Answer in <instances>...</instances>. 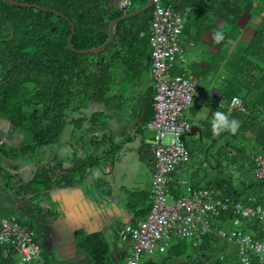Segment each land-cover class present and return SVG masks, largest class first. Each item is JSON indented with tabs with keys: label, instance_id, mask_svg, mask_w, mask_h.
<instances>
[{
	"label": "trees",
	"instance_id": "1",
	"mask_svg": "<svg viewBox=\"0 0 264 264\" xmlns=\"http://www.w3.org/2000/svg\"><path fill=\"white\" fill-rule=\"evenodd\" d=\"M15 1L58 13L21 8L0 0V120L22 136L14 144L0 141V217H15L22 226L33 230L32 225L19 221L16 202L27 212L29 201L26 207L24 203L28 195L39 199L40 194L50 190L72 186L77 183L75 177L80 170L78 165L64 170L58 162H43L42 151L57 148L66 128L72 130L73 137L79 131L84 132V137L93 135L96 130L92 125L95 118L89 112L91 107L119 102L126 93L122 83L128 86L135 83L139 74L147 70L145 67H151L149 41L154 8L117 24L114 40L104 52L79 54L67 44L71 24L75 28L72 47L93 50L108 41L113 21L145 7L148 0H132L134 6L127 14L117 9L115 0ZM162 1L185 16L181 35L188 33L196 41L210 38L209 47L216 57L225 60L226 82L218 99L237 96L246 108L245 113L213 110L203 128H198L201 138L194 142L183 140L190 159L172 175L170 191L176 197L187 195L179 185L184 180L193 192L212 188L223 199L264 206V181L254 175L256 158L264 155V0ZM217 33H222L224 39L217 42ZM234 51L239 53L233 54ZM230 54L232 59L227 61ZM171 75L187 78V71L181 68ZM217 112L239 121L235 133L229 130L213 135L212 123ZM149 151L153 155L152 148ZM152 157L147 162L154 170ZM28 161L33 162L31 167L25 166L23 170L22 166L19 173L14 171L15 165ZM91 162L83 161L81 166ZM9 193H13L15 202L12 196L7 197ZM37 201L31 199L30 203ZM38 209L40 214L41 207ZM149 211L146 208L142 220ZM234 219L232 212L222 214L212 221V230L196 245L190 240L174 239L165 252L159 253L160 263L152 257L145 264H166L169 260H186L187 264H241L236 246L218 235L219 230L233 229ZM240 221L243 233L264 240V220ZM77 249L82 252L77 256V260L83 259L82 264H114L109 259L110 244L101 234H78ZM17 263L16 252L0 246V264ZM251 264L264 262L255 257Z\"/></svg>",
	"mask_w": 264,
	"mask_h": 264
},
{
	"label": "crops",
	"instance_id": "2",
	"mask_svg": "<svg viewBox=\"0 0 264 264\" xmlns=\"http://www.w3.org/2000/svg\"><path fill=\"white\" fill-rule=\"evenodd\" d=\"M182 36L185 62L175 63L171 73L184 68L189 80L197 85L196 81L203 79L201 81L206 89V92H198L193 96L192 108L186 114L188 122L195 129L185 141L189 138L190 142H194L201 138L198 128L202 129L203 123L210 119L213 110L218 108L216 103L218 98L222 97L220 90L226 82L225 60L216 57V53L209 47L210 38L196 41L188 33ZM145 68L147 70L139 74L135 83L129 86L125 82L122 83L126 93L119 102L116 100L106 107H91L89 112L95 118L92 125L96 130L93 135L84 137V132L79 131V135L73 137L72 130L66 128L59 137L56 150L46 149L42 152L43 162H58L64 170L77 165L80 168L75 177L76 184L43 193L47 195L48 201L50 200V205H55L54 220L51 217L48 220L45 216L50 212L41 208L40 214L43 213L41 216L46 218L43 222L55 223L58 227L55 248L49 255L42 252L34 230L35 221L27 222L32 225L44 260L72 264L71 262L77 260V256L82 253L77 249L78 234H101L110 244L109 259L114 264H126L131 256L132 246L121 240L120 231L127 225L141 221L142 216L146 214V208L150 209L151 205L153 168L147 160H153L149 150L154 133L148 128V122L153 120L154 90L151 67ZM2 122L7 124L0 120V124ZM0 132L5 134L4 142L18 143L15 139L11 140L9 128L0 127ZM73 152L82 153L85 157L74 161L70 155ZM96 156L98 163L103 162L102 171L105 174H98L99 179L90 177L87 172V168L97 162L94 160ZM83 161L95 163L81 166ZM28 174L31 178L30 168ZM30 196L26 197L25 207L28 201L31 202ZM37 202L28 204L27 213L29 209L33 210ZM42 202L44 207H50L47 201ZM119 242L122 243L121 246ZM123 257L127 259L124 263L121 262ZM153 259L160 263L159 253L153 256ZM82 260L75 261V264H82ZM166 264L187 262L169 260Z\"/></svg>",
	"mask_w": 264,
	"mask_h": 264
},
{
	"label": "built area",
	"instance_id": "3",
	"mask_svg": "<svg viewBox=\"0 0 264 264\" xmlns=\"http://www.w3.org/2000/svg\"><path fill=\"white\" fill-rule=\"evenodd\" d=\"M120 11L131 10L132 0H115ZM150 22L151 76L154 90V117L148 128L154 133L151 148L154 156L151 208L147 217L127 225L120 238L131 244L132 253L126 264H145L166 251L174 239H186L194 245L212 230V221L225 213H234L233 229L218 231L221 239L237 248L241 264H251L259 257L264 262V240H255L239 228L241 219L264 220V206H252L219 197L212 188L193 192L184 180L179 185L187 195L176 197L170 191L172 175L190 159L183 137L192 129L185 113L192 107L196 84L184 76L171 75L175 63L185 62V49L180 40L185 16L162 0H153ZM143 36V35H141ZM220 109L246 112L241 98H221ZM170 138L171 142L166 143ZM254 175L264 181V155L256 158ZM0 246L13 249L17 264H46L35 233L22 226L15 217L0 218Z\"/></svg>",
	"mask_w": 264,
	"mask_h": 264
},
{
	"label": "rangeland",
	"instance_id": "4",
	"mask_svg": "<svg viewBox=\"0 0 264 264\" xmlns=\"http://www.w3.org/2000/svg\"><path fill=\"white\" fill-rule=\"evenodd\" d=\"M248 9H247V11H248ZM129 12H130V10L125 11V14H127ZM247 17H248V14L245 16L244 20H242V22H241L242 27L245 26V21H246ZM248 31L249 32H252L251 30H248ZM182 38H183V36L181 35L180 36L181 42H182ZM232 53L233 54H236V53H239V52L238 51H234ZM184 56H185V53H184ZM222 57H224V56H222ZM230 57L231 58L228 57L226 60L229 61V60L232 59V55L231 54H230ZM201 80H203V79H200L199 81L198 80L196 81V83L198 85V86L197 85L196 86L198 88L196 87L193 96H195L198 92H206V89L204 88L205 85L203 84V82ZM0 127H2V128L4 127V128H9L10 129L11 140L15 139V140L19 141L22 138L21 133L15 131L10 124H8V123L5 124L4 122H2L0 124ZM1 133H3V132H0V141H3L4 142V141H6L5 140V134L2 135ZM188 139H187V142L189 141ZM170 142H171V139L170 138H167L166 139V143L169 144ZM52 149L53 150H56V147H52ZM43 151H45V150H43ZM70 155H71V158L74 159V161L76 159H80V158L83 159V157H85L82 153H76V152H73ZM95 158L98 159V156H96ZM22 163H24V161H22ZM102 163L103 162H100L99 161L98 164L95 163V165L90 166L89 168H87L88 169L87 172L89 173L90 177H92V178L93 177H96L97 179H99L98 174L101 175V176L102 175L105 176L104 172L102 171V169H103L102 168L103 167ZM116 163H117V161H116ZM32 165H33V162L32 161H28L24 165L17 164L14 167V171L16 173H19L18 170L22 171V169H23L22 166H24V169L23 170H25L26 169L25 166L31 167ZM89 188H91V186ZM12 194L13 193H9V195L7 197L12 196ZM14 197L16 198V196H14ZM38 198L39 199L35 198V196H32L31 197V199H33V200H39V202L36 203V205L34 206L33 210L29 209L28 210L29 211L28 213L26 212V209H24L23 207H19L20 205L22 206V204H20V202L17 201L16 204H15V205H19V206H16V209L18 210L17 217H18L19 221L20 222H23V223H27V222H29L31 220H34L35 221L34 230L36 231L37 239H38V242H39V244H40V246L42 248V252L45 255H49V253L51 251H53V249L55 248L56 237H57V233H58V227H57V225L55 223L48 224V222L47 223L46 222L44 223L43 221L46 218H48V220H49L50 217H51V219L53 218V220L55 219V216L53 215L54 206L55 205L54 204L50 205V200L48 201L47 195L40 194L38 196ZM43 200L44 201H47V203L50 205L49 208L44 207V205L42 204L43 203L42 202ZM8 201H11V200H8ZM12 201L13 202L16 201L15 199H13V196H12ZM24 205H25V203H24ZM39 207L44 208V210H47V211L50 212L49 214H46V216H45L46 218H43V216H41L43 213H41L39 215V209H38ZM125 243H127V242H125ZM121 244L122 243L119 242V245L120 246H121ZM123 245L126 247V245L124 243H123ZM232 247H234V246H232ZM126 260H127L126 257H123L121 262L124 263V261H126Z\"/></svg>",
	"mask_w": 264,
	"mask_h": 264
},
{
	"label": "water",
	"instance_id": "5",
	"mask_svg": "<svg viewBox=\"0 0 264 264\" xmlns=\"http://www.w3.org/2000/svg\"><path fill=\"white\" fill-rule=\"evenodd\" d=\"M5 2H7L8 4H11L13 6H17V7H21V8H33V9H38V10H41V11H45V12H53L54 14H57V12L55 11H51V10H48V9H45L43 7H39V6H36V5H31V4H24V3H20V2H17L15 0H4ZM153 6V0H148V3L145 7L141 8V9H138L134 12H131L115 21H113L111 24H110V27H109V38H108V41L101 47H98L96 49H93V50H75L73 47H72V39L75 35V28L73 26V24H71V34L67 40V44H68V47L70 50H72L73 52H76V53H79V54H99V53H102L106 50V48L113 42L114 40V27L119 24L120 22L124 21V20H127V19H130V18H133L135 16H138V15H141L143 14L144 12L148 11L149 9H151ZM195 128H192L191 131L189 133H187L184 137H183V140H185L186 137H188L189 135H191V132L194 130Z\"/></svg>",
	"mask_w": 264,
	"mask_h": 264
},
{
	"label": "clouds",
	"instance_id": "6",
	"mask_svg": "<svg viewBox=\"0 0 264 264\" xmlns=\"http://www.w3.org/2000/svg\"><path fill=\"white\" fill-rule=\"evenodd\" d=\"M215 38L216 41L219 42L224 39V36L222 33H217ZM238 126L239 121H237L236 119H229V117L224 115L223 113L217 112L212 123V132L213 135L216 136H219L221 133L229 130L235 133Z\"/></svg>",
	"mask_w": 264,
	"mask_h": 264
}]
</instances>
